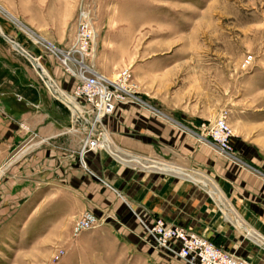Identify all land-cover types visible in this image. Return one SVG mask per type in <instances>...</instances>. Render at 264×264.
I'll return each mask as SVG.
<instances>
[{"label": "crops", "instance_id": "crops-1", "mask_svg": "<svg viewBox=\"0 0 264 264\" xmlns=\"http://www.w3.org/2000/svg\"><path fill=\"white\" fill-rule=\"evenodd\" d=\"M61 11L47 0H0V236L26 220L22 205L39 188L59 194L72 181H103L133 219L131 231L160 216L264 264V156L249 141L233 140L228 153L202 127H175L174 108L158 99L126 93L102 115L90 111L60 58L74 37L63 32ZM68 101L104 131L105 145L84 144ZM134 239L130 264H158L159 253ZM115 255L105 264H127Z\"/></svg>", "mask_w": 264, "mask_h": 264}, {"label": "rangeland", "instance_id": "rangeland-1", "mask_svg": "<svg viewBox=\"0 0 264 264\" xmlns=\"http://www.w3.org/2000/svg\"><path fill=\"white\" fill-rule=\"evenodd\" d=\"M47 2L61 7L64 33H75L79 12L88 13L96 34L89 62L112 80L127 68V93L173 107L175 127H202L209 138L206 127L225 112L232 145L252 142L264 156V0ZM72 183V191L59 194L39 188L22 205L31 211L8 235L3 229L0 264H105L112 254L118 263L119 253L130 264L134 238L159 253L158 264H191L156 245L152 219L138 222V230L126 228L133 219L125 221L117 191H105L103 181ZM86 213L93 225L76 231V219Z\"/></svg>", "mask_w": 264, "mask_h": 264}, {"label": "built area", "instance_id": "built-area-1", "mask_svg": "<svg viewBox=\"0 0 264 264\" xmlns=\"http://www.w3.org/2000/svg\"><path fill=\"white\" fill-rule=\"evenodd\" d=\"M95 29L86 11H80L71 44L61 50V60L66 70L75 74L79 81L75 85L74 96L82 97L89 110L102 115L107 107L118 98H123L129 91L127 83L130 73L127 68L120 71L112 80L95 70L89 60L95 54ZM67 106L72 111V119L85 131V145H105L107 136L104 131L92 126V121L84 111L75 107L73 101ZM22 127L26 125L21 122ZM92 126V127H91ZM207 128L211 140L223 151L232 152L230 141L231 127L225 112H221ZM93 216L89 213L76 219L74 229L77 231L93 225ZM156 245L163 249H173L174 253L185 258L191 264H251L236 257L227 249L192 230L168 223L160 216H154L148 225ZM175 245V246H174ZM174 247V248H173Z\"/></svg>", "mask_w": 264, "mask_h": 264}, {"label": "water", "instance_id": "water-1", "mask_svg": "<svg viewBox=\"0 0 264 264\" xmlns=\"http://www.w3.org/2000/svg\"><path fill=\"white\" fill-rule=\"evenodd\" d=\"M19 49H21V47L20 46H17ZM24 53H26V51H24L23 49H21ZM26 54H28V53H26Z\"/></svg>", "mask_w": 264, "mask_h": 264}, {"label": "bare ground", "instance_id": "bare-ground-1", "mask_svg": "<svg viewBox=\"0 0 264 264\" xmlns=\"http://www.w3.org/2000/svg\"><path fill=\"white\" fill-rule=\"evenodd\" d=\"M181 259H184L185 261H187L185 258H182V257H180ZM188 262V261H187Z\"/></svg>", "mask_w": 264, "mask_h": 264}]
</instances>
